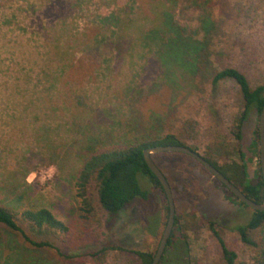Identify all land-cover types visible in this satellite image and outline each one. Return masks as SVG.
Returning <instances> with one entry per match:
<instances>
[{"label":"rangeland","instance_id":"obj_1","mask_svg":"<svg viewBox=\"0 0 264 264\" xmlns=\"http://www.w3.org/2000/svg\"><path fill=\"white\" fill-rule=\"evenodd\" d=\"M78 1L83 4L82 9L79 12L68 10L65 14L72 30L78 31V34L60 44L57 52H65L67 59L56 63L68 67L57 103L59 106L65 103L72 106V142L78 140L81 143L77 145L85 147L89 139H95L92 138L93 130L88 131L86 127L92 123L96 112L98 121L105 128H110L103 110H109L107 118L110 122L121 123L115 128L113 140L119 143L133 140L138 133L134 131L126 135L132 132L130 124H127L129 118L126 108L121 113H118V108L127 101V91L134 94L141 92L142 102L138 103L140 113L144 114L145 120L148 116L150 120V116L160 119L163 135H176L188 147L195 148L201 156L210 158L219 167L233 163L241 165L239 149L249 155V140L257 119L247 125L244 140L238 143L231 130L242 111L240 88L232 80L221 82L216 87L212 81L216 72L236 68L247 76L252 88L264 84V0ZM22 3L20 0L15 5ZM60 12L65 13L63 10ZM58 13L59 10L54 9L49 18L51 20L45 21L53 23L63 17ZM112 13L120 17L121 26L115 28L114 23L108 25L103 22ZM165 14L171 17L175 27L185 31L186 37L202 44L198 70L188 76L185 86L177 93L165 82H159L162 85L155 82L161 74V64L155 59L156 48L160 45L156 34L165 22ZM42 23L35 22L39 29L45 25ZM115 30H119L118 35L124 42L141 39L149 32L143 37L141 47L134 49L138 65L125 60L124 51L116 60L108 54L98 58L83 55L87 44L99 34H111ZM1 53L4 57L9 55ZM144 56L148 60L146 72L143 68L145 59L142 61ZM107 58L109 69L105 63ZM139 75L143 77L141 80L135 78ZM4 106L0 103V141L12 151L0 153V181L14 183L19 192L32 195L37 205L50 209L58 219L66 220L67 213L78 207L76 182L82 160L72 156L70 163L69 160L62 161L61 148L56 151L58 162L50 156L41 160L39 156L28 154L27 149L35 145L31 138L32 126L24 122L14 123L11 127L5 113L1 112ZM59 115L64 116L65 113L60 110ZM34 126L38 129L42 127L39 134L50 137V131L44 126ZM157 136L155 130L149 135L152 139ZM98 140L102 142L100 146L107 144L104 135H100ZM154 155V162L170 182L176 215L187 227L189 243L187 256L177 252L175 257H171L174 260L164 257L160 264H228L218 238L208 227L210 220L216 223L215 228L228 249L237 255L236 264H255L256 250L246 246L236 231L237 226L247 223L251 212L238 203L227 189H219L215 178L191 156L182 153L173 157ZM257 164L258 158L250 164V171L257 169ZM228 175L231 177L230 173ZM138 181L147 198L136 199L116 221L110 220L99 203L97 190L92 188L95 207L92 233L72 250L60 239L49 238L65 254L72 255V262L59 260L54 252L48 255L60 261L59 264H138L134 252L156 253L167 217L165 201L160 191L146 178L139 176ZM232 181L238 184L235 178ZM29 185L31 188H28ZM23 226L31 234L28 225ZM103 248L107 249L105 255H91Z\"/></svg>","mask_w":264,"mask_h":264},{"label":"trees","instance_id":"obj_2","mask_svg":"<svg viewBox=\"0 0 264 264\" xmlns=\"http://www.w3.org/2000/svg\"><path fill=\"white\" fill-rule=\"evenodd\" d=\"M21 1H23L22 4L15 5L20 0H14L13 3L12 0H0V103L5 104L1 112L5 113V118L9 120L11 127L14 123L24 122L32 126L31 138L35 145L27 149L28 154L39 156L41 160L50 156L58 162L56 151L61 148L63 150L62 161L69 160L70 163L72 156H76L82 162L78 169L76 182L78 207L70 210L66 220L63 221L58 219L50 209L37 205L32 195L19 192L18 186L14 183L0 181V195L2 196L0 201V264H59L60 261L48 255L49 252H54L61 261L72 262V255L65 254L49 238L60 239L61 243L70 250L86 241L94 227L95 207L91 194L92 188L97 190L99 203L109 215L110 220L116 221L122 212L134 204L136 199L147 198V194L140 188L139 176L146 178L163 195L167 212L164 223L166 226L169 214L167 198L162 185L145 161L144 151L158 146L187 145L174 134L163 135L160 119L150 116V120L148 116V120H145L138 104L142 102L141 92L134 94L129 91L126 92L127 101L124 106H120L119 111L117 108V110L112 109L121 113L120 111L126 108V115L129 118L127 124H130L132 129V132L126 135L129 136L136 132L137 137L125 142H115L113 134L115 128L121 123L115 120L110 122L107 118L109 110H103L102 114L106 117L105 121L110 128H105L98 121L96 112L92 123L86 127L88 131L93 130L91 131L92 138L95 139H89L85 147L77 145L81 143L78 140H73V143L72 106L67 103L59 106L57 103L62 93L64 75L68 67L56 63L67 59L65 52H57L60 44L72 40V37L78 34V31H73L69 25L68 17L65 15L68 14L66 11L79 12L83 4L78 0ZM59 5L62 6L61 10ZM54 9L59 10V13L63 10L65 13H58V16L63 17L49 23ZM45 19L49 20L45 21ZM39 21L45 23L42 29L35 24ZM103 22L108 25L114 23L115 28L122 25L116 13L103 19ZM159 27L160 30L158 29L156 36L159 38L160 45L156 48L155 59L161 64V74L155 82L156 85H162L159 83L161 81L165 82L174 93H177V90L185 86L188 76L198 70L202 44L186 37L185 31L175 27L169 15L165 14V22ZM118 31L115 30L111 34H99L87 44L83 55L98 58V56L105 57L108 54L116 60L125 52L124 59L126 57L125 60L138 65L134 57V49L137 46L141 47L142 40L148 36L149 32L143 35L144 38L124 42L123 38L118 35ZM1 52L9 55L4 57ZM144 59L145 56L142 57V61ZM105 61L107 64L108 58ZM147 62L146 58L143 61L144 72H146ZM106 68L109 69L110 65L107 64ZM140 76L135 78L141 80L143 77L140 78ZM229 80L239 86L243 102L242 111L231 130L238 143L243 142L247 125L254 118L257 119L249 140V155L246 156L239 149L242 164L233 163L225 167H219L208 157L204 158L242 190L249 199L262 204L264 182L260 167L259 119L264 108V84L252 88L243 72L236 68H225L215 73L212 85L216 87L219 83ZM60 110L65 113L64 116L59 115ZM35 124L44 126L47 131H50V137L39 134L42 127L38 129L34 126ZM152 130L157 132L158 136L155 139L149 137L152 135ZM100 135L105 136L107 144L100 146L102 143L98 140ZM49 143L52 144L51 147ZM191 149L197 152L195 148ZM9 151H12L11 147L0 141V153ZM160 154L170 157L177 155V153ZM154 156L152 155V159ZM256 158H258V168L250 171L249 166L255 162ZM56 164L60 168L58 163ZM229 173L232 178L228 175ZM233 178L240 186L232 181ZM215 180L220 185L219 189H227L217 179ZM28 188L31 186L29 185ZM230 194L233 195L231 192ZM235 200L251 212L247 223L237 226L236 231L246 246L256 250L255 264H264V212L251 210L238 198ZM23 224L28 225L31 234ZM215 224L210 220L208 224L210 231L218 238L228 264H236L237 255L228 249L219 236ZM160 227H158V232ZM186 232L187 227L183 225L181 217L176 215L175 226L162 261L164 257L171 261L173 259L171 257H175L177 252H182L186 256L189 254ZM106 252L107 249L103 248L91 255L98 257L105 255ZM134 254L138 257V264H152L155 256V253L151 252L136 251Z\"/></svg>","mask_w":264,"mask_h":264},{"label":"water","instance_id":"obj_3","mask_svg":"<svg viewBox=\"0 0 264 264\" xmlns=\"http://www.w3.org/2000/svg\"><path fill=\"white\" fill-rule=\"evenodd\" d=\"M259 152H260V167L264 182V108L259 119ZM160 153H182L191 156L193 159L198 161L215 179H217L221 184H223L236 198H238V200L241 203L245 204L251 210L264 212V201L262 204H258L252 201L251 199H249L243 193L242 190H240L237 186H235L216 167H214L198 152L193 151L190 147L158 146V147L148 148L144 151L145 161L148 167L150 168L151 172L154 174V176L159 180L160 184L162 185L169 206L167 223L162 233L160 244L155 253L152 264L161 263L176 222V207H175L171 186L164 173L160 170L158 165L152 159V155L160 154Z\"/></svg>","mask_w":264,"mask_h":264}]
</instances>
